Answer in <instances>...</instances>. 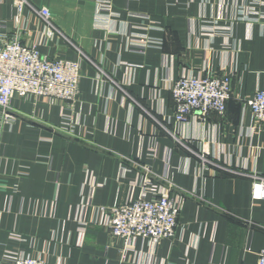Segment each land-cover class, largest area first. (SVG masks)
<instances>
[{
	"label": "crops",
	"instance_id": "obj_1",
	"mask_svg": "<svg viewBox=\"0 0 264 264\" xmlns=\"http://www.w3.org/2000/svg\"><path fill=\"white\" fill-rule=\"evenodd\" d=\"M252 3L264 15V0H25L20 12L0 0V38L84 55L74 102L0 112V264H257L264 201L249 176L264 174V122L245 100L264 90V19ZM40 7L63 37L50 40ZM206 72L231 80L225 114L172 125L168 82ZM146 178L179 207L177 227L127 246L107 209L147 195Z\"/></svg>",
	"mask_w": 264,
	"mask_h": 264
},
{
	"label": "built area",
	"instance_id": "obj_2",
	"mask_svg": "<svg viewBox=\"0 0 264 264\" xmlns=\"http://www.w3.org/2000/svg\"><path fill=\"white\" fill-rule=\"evenodd\" d=\"M24 4L25 0H16L19 12ZM100 8L105 11L110 10L105 1L101 2ZM247 10L253 19L258 20L260 17L264 19V15L258 14L253 3ZM37 14L47 30H54L50 40L63 37L54 28L51 13L46 7H40ZM2 36L0 38V112L6 122L12 120L13 116L10 112L14 101H27L37 106L41 102L55 104L76 100L83 77L84 55L81 52L77 51L79 58H56L43 52L45 47L42 44L37 42L22 44L17 34L9 40L5 34ZM168 90L175 111L172 125L177 126L186 123L195 114H198L202 121L212 114L223 116L226 112V104L231 98V80L212 72H206L203 76L183 75L169 81ZM245 102L253 118L258 122H264V90H258ZM69 131L73 135V130ZM202 161L206 162L205 159ZM141 169L146 174L149 173L147 168ZM249 177L253 179L252 203L264 201V174L254 172ZM144 185L147 195H141L136 200L107 209L109 213L107 228L110 236L123 240L127 246L136 239L149 240L153 246H156L164 239L173 238L177 227L179 207L167 191L161 190L151 178H146ZM13 240L21 241L19 237H14ZM257 258V264H264V250L257 253ZM10 262L11 264H48L30 257H15Z\"/></svg>",
	"mask_w": 264,
	"mask_h": 264
}]
</instances>
